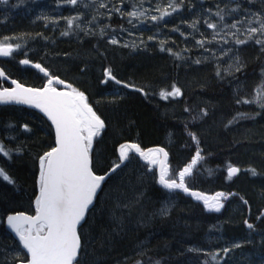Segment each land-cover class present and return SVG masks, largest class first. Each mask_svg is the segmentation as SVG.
I'll return each instance as SVG.
<instances>
[{
    "label": "rangeland",
    "instance_id": "374dc122",
    "mask_svg": "<svg viewBox=\"0 0 264 264\" xmlns=\"http://www.w3.org/2000/svg\"><path fill=\"white\" fill-rule=\"evenodd\" d=\"M102 2L106 7L99 8L98 3L92 5L91 0H83V3L76 6L64 3V0H8V4H0V39L14 38L9 39L8 42L13 47L16 44L21 45L9 60H2V64L10 67L12 74L19 79L33 84L38 80L39 74H32L27 69L29 68L27 65H21L20 60L29 59L35 62L38 58L42 59L41 63L53 74L68 79L87 94L90 103L108 123V136L96 145L93 155V168L97 173L100 169L104 168V171L117 163L116 154L110 155L115 141L118 140L120 143L123 140H135L142 145L146 142L145 137L157 138V142L172 151L174 159L171 160V166L173 169H179L191 156L193 146L182 132L185 129L188 133L187 128L182 126L180 129L175 124L166 125L165 120L178 119V122H184L187 117L188 123L183 125H187L199 136L204 153H208V160L197 172L194 181L191 180L189 184L211 191L233 189L232 191L242 192L252 208H257L260 203L264 205V110L256 104L237 103L238 100L251 99L261 84L264 52H261L260 46L254 42L242 44L245 49L253 46L254 52L246 53V63L251 67L259 60L260 63L255 71L251 68L249 75L240 84L228 83L227 78L238 72L235 58L239 57V67L242 69L245 64L241 56L242 45L235 44L234 40L246 38L244 29L247 26L248 16L243 11H237L226 15L221 21L219 17L211 14L217 11L218 3L221 7L227 3L229 8H235L236 4L240 3L242 8L259 12L264 8V4L259 5L261 0H256L257 5L255 3L248 5L246 0L235 2L199 0L196 3L190 1L187 2L189 8L183 3L174 15L172 13L159 22H153L148 17L159 16L160 12L155 10L156 5L159 4L161 9L167 8L169 0H144L143 9H147V13L139 20H132V23L128 22L129 17L126 14L122 16L120 12L110 10L119 8L127 13L133 11L135 4V10L140 11L142 10L140 0H102ZM84 4H89V7H85ZM70 16H80L76 21L81 25L80 29L75 25L68 29L65 18ZM179 20L183 23L177 26ZM194 20L197 21L196 30L189 27ZM237 20H244L245 23L237 25L241 31L233 36L232 33L236 30L225 25H231ZM207 23H215L217 29L208 28ZM11 24H16L17 27L9 28L8 25ZM174 28L179 30L173 31ZM66 30L70 34L63 36L61 33ZM216 32H219V35H216ZM9 33L21 35L13 36ZM113 36L118 40L115 45L108 42ZM57 37L59 38L56 39ZM59 39L65 46L61 47L57 43ZM225 40L229 42L224 43ZM161 41L164 42L163 45ZM197 41H203L204 47L197 44ZM125 44L128 47H124ZM133 44L136 47H132ZM100 46L103 48L101 49ZM161 47L165 50L161 51ZM168 49H171V54ZM177 53L180 59H177L175 55ZM197 60L200 63H196ZM105 63L113 67L112 72L117 79L130 85L140 86L139 88L144 89L147 95L138 91L139 95H134L131 93L132 90L122 89L112 81L102 85L105 78L101 71ZM75 69L77 70L74 71ZM95 71L97 74H94ZM217 71L220 72L219 76ZM139 76L145 81L137 85L134 78L140 79ZM173 84L181 89V96L175 99L171 97L161 99L160 91L162 89L170 91ZM213 85L219 88H213ZM133 96L139 102L133 100ZM149 102L153 104L152 107ZM187 102L192 109L190 115L185 111V108L189 109ZM204 112L207 115H204ZM238 113L249 114L254 118L233 120ZM257 113L259 115H256ZM194 117L197 119H193ZM230 120H233L231 124L228 123ZM24 125H27L30 131H26ZM136 128L137 131H134ZM50 140L52 141L50 127L36 113L12 107L0 108V144L9 151L7 156L0 153V169H3L14 181L8 183L0 177V212L3 216L9 210L21 209L27 213L31 212L38 153L44 149L46 143L49 144ZM229 166L240 169L237 177L228 179ZM145 168L137 159H131L106 187L100 196L101 204L91 213L90 222L80 230L83 250L80 264H116L109 259L110 254H114V250H119L122 240L132 234L131 231L129 234L126 233L125 220L131 221L128 228L142 232L146 229L144 242L137 244V241H140L138 235L130 236L136 241L132 244L135 250L131 252L135 254V258L140 257L145 249L146 251L149 249L154 254L147 258H138L144 260L142 264H154L157 260L160 264H204V261L215 264L211 260V254L216 252H220L218 257L220 264H231L232 256L237 254L239 248L232 249L226 256L220 251L225 246L232 245L226 240L224 220L229 219L231 215L229 220L234 222V217L244 213V205L235 202L220 216L206 215L199 206L179 194L159 192L154 186L155 177L149 175ZM248 169H255L257 175L252 176ZM245 172L248 173L245 175ZM128 179L137 181L133 183ZM117 185L118 190L114 191L113 188ZM150 191L154 194L151 195ZM105 207L106 210L111 209L108 213L110 227L106 230L105 224L102 223L104 217L101 214ZM164 209H167L166 214H162ZM121 214L123 218L119 221L118 215ZM201 226H204L205 232L199 235L200 246L205 249L208 244L210 245L205 252L209 257L202 255V260L197 258L194 262L179 259L174 255H165V252L168 253L166 250L181 251L185 247L199 246L198 242L193 246L190 242L184 241L186 238L191 242L196 241L197 230L201 229ZM97 230H100L99 234L102 233L99 235L100 244L95 233ZM4 239L5 236L0 234V242L7 243L5 248L2 245L4 251L11 257L17 255L19 253L17 245ZM157 241L163 243V246ZM247 241L251 243L252 239L248 236ZM101 243L107 245L102 246ZM239 243L245 244V242ZM213 244L219 245L213 247ZM257 244L258 246L252 250L254 253L249 254L248 257H259L261 264L264 259V244L261 240H258ZM97 250L102 252V256L98 257ZM11 257L6 260H11ZM3 261L4 255L0 250V264ZM246 263L243 261L241 264Z\"/></svg>",
    "mask_w": 264,
    "mask_h": 264
},
{
    "label": "snow or ice",
    "instance_id": "6c2138e0",
    "mask_svg": "<svg viewBox=\"0 0 264 264\" xmlns=\"http://www.w3.org/2000/svg\"><path fill=\"white\" fill-rule=\"evenodd\" d=\"M144 0H140V8L136 11V5L133 4V11L124 13L119 8H113L110 11H117L120 14L129 17V23L132 20H139L145 16L147 9H143ZM231 2V0H229ZM248 4H253L256 0H246ZM64 3L76 6L83 3V0H64ZM98 3L99 8H104L106 5L102 0H91L92 5ZM184 0H169L167 8L161 9L160 5H156V11L160 12L159 16L151 15L148 17L153 22L164 20L165 17L177 12L183 6ZM0 4H8V0H0ZM264 4V0H261ZM89 7V4H84ZM217 11L211 13L219 17L221 21L226 15L243 11L247 16V26L244 29L246 38L241 40L236 38L234 43L237 45L254 42L260 46L261 52H264V8L259 12L252 11L250 8H242L240 3L236 4L235 8H229L226 3L223 7L218 3ZM80 16H70L65 18L68 29L74 25L77 29L81 28L79 23H76ZM95 19V17L93 18ZM92 23V21H88ZM244 20H237L231 25H225L236 31L232 33L236 36L241 30L237 27L238 24H244ZM197 21H193L189 27L196 30ZM257 25V26H253ZM135 27V25H133ZM207 27L217 29L215 23H207ZM179 30L178 28L172 29ZM63 36H68L69 31H63ZM101 34H104V29H101ZM183 34V33H181ZM219 35V32L215 33ZM10 37L0 39V57H9L17 49L21 47L16 44L15 47L9 43ZM152 39V37H149ZM110 44H117L118 40L113 36L108 41ZM225 40L224 43H228ZM163 41L161 44L163 45ZM201 47H204L203 41H197ZM128 47L127 44L123 45ZM132 47H136L135 44ZM165 49L161 47V51ZM171 54V49H168ZM177 59L181 57L175 54ZM237 71L240 70V59L235 58ZM20 63L29 65V59H22ZM196 63H200L199 60ZM32 67L38 69L46 77L47 83L43 88L24 87L16 80H12L11 84L14 87L0 86V104H25L39 109L51 121L55 129V146L49 151H46L39 157V177H38V195L35 199V215H26L19 213L7 216V226L12 233L19 239L20 245L26 251V256H20L17 253V258L20 264H79V255L82 248V236L78 231V227L82 228V221L86 222V214L89 211L90 205H93V200L97 195V190L101 188L102 182L106 180V175H98L94 172L90 153L93 149V141L95 137L100 136L101 131L105 128V121L97 115L93 108L89 105L85 93L78 91L70 84H66L63 80L52 76L49 71L38 63H33ZM231 67V65H230ZM104 80L102 83L114 81L118 85H123L125 88H132L135 91L147 95L144 89L130 85L116 78L110 68H105L103 71ZM220 72L217 71V76ZM0 77L7 79L3 71H0ZM63 84L65 91L57 90L54 85ZM181 89L175 84L171 86V90L162 89L159 93L161 99L169 97L175 99L181 96ZM237 103L256 104L257 107L264 110V70H262L261 84L255 90V95L251 99L238 100ZM185 111H189L185 108ZM207 115L206 112L203 113ZM256 115H259L257 113ZM240 118H254L245 113H238L233 120ZM193 119H197L194 117ZM233 120L228 123L231 124ZM26 131H30L27 125H24ZM192 141L197 144L195 154L191 161L186 164L178 173H171L168 167V153L164 148L149 149L147 152L142 151L135 143L123 144L119 148L120 163L128 159L129 151H135L147 161L149 165H159L158 183L169 192L181 191L198 201H202L204 208L209 212H220L224 207L221 199H227L229 195L223 192H218L214 196H206L200 192L193 191L190 188L188 178L193 177L197 164L204 159L202 150L199 147V140L195 133H188ZM0 153L5 156L9 155V151L5 149L3 144H0ZM117 163L111 171H115L120 167ZM252 176L257 175L255 169H248ZM239 169L229 166L227 170L228 179L237 175ZM0 177L8 183L14 181L0 169ZM247 204V201H244ZM167 209L162 210V214H166ZM264 218V211L257 217L258 220ZM245 226L254 230V225L247 219L244 221ZM241 243L235 242L231 247L225 246L222 251L225 256L234 248H240ZM189 252H201L199 248H189ZM143 254V253H141ZM208 255V253H205ZM220 252L211 254V260L215 264H220L218 257ZM136 264H142V261L137 260ZM154 264H160V261H155ZM208 264V261H204ZM261 264H264L262 259Z\"/></svg>",
    "mask_w": 264,
    "mask_h": 264
},
{
    "label": "bare ground",
    "instance_id": "6f19581e",
    "mask_svg": "<svg viewBox=\"0 0 264 264\" xmlns=\"http://www.w3.org/2000/svg\"><path fill=\"white\" fill-rule=\"evenodd\" d=\"M255 4L257 5V3L255 2ZM249 5V4H248ZM180 23H183V21L182 20H179L177 23H176V25L177 24H180ZM177 26H179V25H177ZM176 26V27H177ZM198 26V25H197ZM183 28V27H182ZM200 29V28H199ZM47 31V30H46ZM50 31V30H49ZM181 31V30H180ZM38 32V31H37ZM45 32V31H44ZM184 32V31H183ZM193 32V31H192ZM196 32V31H195ZM202 32H203V30H202ZM51 33V32H50ZM178 32H176V34H177ZM44 34V33H43ZM195 34V33H194ZM178 35V34H177ZM44 36V35H43ZM98 36V35H97ZM37 38H39V37H37ZM51 38V37H50ZM49 38V39H50ZM59 38V37H58ZM52 39V38H51ZM181 39V38H180ZM188 39V38H187ZM56 40V39H55ZM87 40V39H86ZM94 40V39H93ZM39 41V40H38ZM102 41V40H101ZM193 41V40H192ZM29 42V41H28ZM88 42V41H87ZM89 42H90V40H89ZM92 42V41H91ZM178 44V43H177ZM190 44V43H189ZM85 45V44H84ZM88 45V44H87ZM181 46V45H180ZM85 47H86V45H85ZM91 47H92V45H91ZM101 47V46H100ZM253 46H251V47H249V48H247V49H249V50H251V52H254L252 49ZM88 48V47H87ZM103 47H101V49H102ZM90 49V48H89ZM92 49V48H91ZM90 49V50H91ZM256 49V48H255ZM84 50V49H83ZM98 51V50H97ZM253 54V53H252ZM96 56V55H95ZM128 56V55H127ZM258 56H259V54H258ZM88 58V57H87ZM96 58V57H95ZM130 58V57H129ZM99 59V58H98ZM98 59H97V61H98ZM125 59V58H124ZM130 59H132V58H130ZM134 59V58H133ZM38 60H40V61H38ZM38 60H36L35 61V63H38V64H40L41 66H43V67H45L42 63H41V60L42 59H39L38 58ZM94 60V59H93ZM96 60V59H95ZM135 60V59H134ZM137 60V59H136ZM11 61V60H10ZM87 61V60H86ZM92 61V60H91ZM100 61V60H99ZM127 61V60H126ZM133 61V60H132ZM132 61H131V63H132ZM138 61H140V60H138ZM147 61V60H146ZM257 61H258V59H257ZM33 62V61H32ZM121 62V61H120ZM123 62V61H122ZM130 62V61H129ZM125 63V62H124ZM128 63V62H127ZM138 63V62H137ZM182 63V62H181ZM83 64V63H82ZM90 64V63H89ZM135 64V63H134ZM147 64V63H146ZM188 64V63H187ZM14 65V64H13ZM84 65V64H83ZM95 65V64H94ZM115 65V64H114ZM119 65V68H120V64H118ZM137 65H139V64H137ZM85 66V65H84ZM98 66V65H97ZM101 66V65H100ZM131 66V65H130ZM145 66V65H144ZM114 67H117V66H114ZM258 67V63H256L254 66H253V71H255L256 70V68ZM46 68V67H45ZM105 68H110L112 71H113V67L110 65V64H108V63H105L104 64V66L102 67V71H101V73H102V75H103V71H104V69ZM134 68V67H133ZM145 68V67H144ZM17 69H18V67H17ZM93 69H95V68H93ZM115 69V68H114ZM118 69V68H117ZM135 69V68H134ZM142 69V68H141ZM5 70V69H4ZM139 70V69H138ZM11 71V70H10ZM49 71H51V70H49ZM93 71V70H92ZM129 71H131V70H129ZM16 72V71H15ZM14 72V73H15ZM52 72V71H51ZM97 71H95L94 72V74L96 73ZM100 72V71H99ZM89 73H90V71H89ZM92 74V73H91ZM97 74V73H96ZM99 74V73H98ZM129 74V73H128ZM139 74V73H138ZM131 75V74H130ZM133 75V74H132ZM15 76V75H14ZM20 76V75H19ZM92 76V75H91ZM94 76V75H93ZM97 77V79H98V76H96ZM96 77H95V79H96ZM100 77V76H99ZM132 77V76H131ZM138 77V76H137ZM91 78V77H90ZM139 78H140V76H139ZM14 79V78H13ZM19 79V78H18ZM100 79V78H99ZM135 79V80H134ZM132 78V80H134V82H136L135 84H137V85H140V84H142V83H144V81L145 80H141V78L140 79H136V78ZM143 79V78H142ZM62 80L64 81V82H66V83H68L69 82V80L68 79H66V78H63L62 77ZM32 82V81H31ZM36 82V81H35ZM97 82H98V80H97ZM7 83H8V81H7ZM29 83V82H28ZM69 83H71V82H69ZM149 83V82H148ZM150 84H152V83H150ZM154 84V83H153ZM145 85V84H144ZM96 86V85H95ZM150 86V85H149ZM136 87H140V86H136ZM130 89H132V88H130ZM99 91V90H98ZM104 91V90H103ZM101 92V91H100ZM97 94V93H96ZM98 95V94H97ZM101 95V94H100ZM229 97V96H228ZM102 98V97H101ZM214 98V97H213ZM98 99V98H97ZM100 99V98H99ZM223 99H225L224 97H223ZM231 99V98H230ZM230 99H229V101H230ZM101 100V99H100ZM134 100V99H133ZM99 101V100H98ZM219 101H220V99H219ZM224 102V101H223ZM135 103V102H134ZM219 103V102H218ZM229 104H230V102H228ZM226 104V103H225ZM104 105V104H103ZM131 105V104H130ZM135 106V105H134ZM119 107H121V106H119ZM133 109H134V107H133ZM128 113V112H127ZM141 113V112H140ZM12 114V113H11ZM9 116V115H8ZM128 116V115H127ZM103 119H104V117L103 116H101ZM121 117V116H120ZM135 120V119H134ZM168 120V119H167ZM131 121H133V118H132V120ZM140 121V120H139ZM169 121H171V122H177L178 121V119H174V120H170L169 119ZM146 122V121H145ZM105 123H106V128H107V122L105 121ZM134 123V122H133ZM106 128H105V131H104V133H103V135L100 137V139L97 141V143H96V145L99 143V141L101 140L102 141V139L104 138V135H105V133L107 132L106 131ZM131 129V128H130ZM134 131H137V128L134 130ZM131 132L133 133V130L131 129ZM143 133V132H142ZM144 134V133H143ZM156 140V141H155ZM157 138H154V139H152V141H151V143H146L145 142V146L147 145V146H159V147H162V148H164V149H166V147L165 146H163V145H161V143L160 142H157ZM119 142H117L116 144H115V147H114V150L116 151V147H117V144H118ZM164 143V142H163ZM144 144V143H143ZM122 145V144H121ZM120 146V145H119ZM118 146V147H119ZM95 148H96V146H95ZM204 152V151H203ZM116 158H117V156H116ZM117 163H119V159L117 158ZM116 163V164H117ZM115 164V165H116ZM115 165H113L111 168L109 167V168H107L106 170H101L99 173H101L102 171V173H106V172H108L110 169H112ZM126 166V165H125ZM124 166V167H125ZM123 167V168H124ZM234 167H236V166H234ZM122 168V169H123ZM238 168V167H237ZM121 169V170H122ZM239 169V168H238ZM259 169V168H258ZM240 170V169H239ZM262 170V169H261ZM119 172H120V170H118L117 172H115L114 174H112L110 177H109V179L106 181V183L108 182V181H110L113 177H116L118 174H119ZM239 173V172H238ZM248 172H245V175L247 174ZM220 174V173H219ZM228 175V174H227ZM238 175V174H237ZM236 175V176H237ZM235 176V177H236ZM27 177V176H26ZM264 177V176H263ZM221 178V177H220ZM220 178H219V180H220ZM232 178H234V177H232ZM223 180V179H222ZM254 180V179H253ZM260 180V179H259ZM206 181V180H205ZM216 181V180H215ZM105 183V184H106ZM223 183V182H222ZM262 183V182H261ZM104 184V185H105ZM253 184V183H252ZM156 185H157V187H159L158 186V184H157V182H156ZM199 185V184H198ZM193 185H191L190 184V188H191V190L193 189ZM103 188H104V186H103ZM258 190V189H257ZM3 191V190H2ZM2 193V192H1ZM151 193V195H153L154 194V192L153 191H151L150 192ZM257 193V192H256ZM3 197V196H2ZM154 197V196H153ZM4 201V200H3ZM156 202V201H155ZM261 204V203H260ZM260 204H258L256 207H257V210H260L261 209V205ZM158 207V206H157ZM160 207V206H159ZM253 207V206H252ZM243 214V215H242ZM239 213L238 214V216H236V217H234V219H235V221L233 222V221H231V220H229L230 219V217H231V215H230V217H229V219H226V220H224V228L226 229V232H227V242H229V244L231 243V244H233V243H235V242H245V244H243V245H241V247L239 248V250H238V252H237V254H235V257L236 258H242V259H244L245 260V262H247L246 264H259L260 262H259V257L257 258V256H253V257H248V255L249 254H252V253H254L252 250H254L255 249V247L256 246H258V244H257V241H258V239L259 238H262L263 236H264V234L261 232V231H256L255 233L252 231H250V229H248L246 226H245V224H244V222L243 221H245V214L244 213ZM225 215H226V213H225ZM228 215V214H227ZM234 215H235V213H234ZM226 217V216H225ZM244 218V219H243ZM211 219V218H210ZM101 220V219H100ZM99 220V221H100ZM103 220V219H102ZM210 221V220H209ZM242 222V223H241ZM250 222V221H249ZM96 227V226H95ZM222 227V226H221ZM242 231V233H241V231ZM200 231H202L201 229H198L197 230V236H198V238L200 239L201 237H199V235H200ZM95 235V234H94ZM226 235V234H225ZM155 236V235H154ZM250 237L251 239H252V242L250 243V242H248L247 241V237ZM98 238V237H97ZM153 238H155V237H153ZM159 238V237H158ZM215 238V237H214ZM264 238V237H263ZM189 238H186L185 239V241H188V242H190L193 246L194 245H196L197 244V242L196 241H193V242H191L190 241V239L188 240ZM199 239H197L198 240V243H199V249H201L202 251L201 252H199V253H197V252H192V253H190L189 254V258H187L186 256H185V254L182 252V251H180V250H178V251H170V250H166L168 253H166L165 252V255L167 254V255H174V256H177L179 259H183V258H187V260H192V261H194V262H196V260H197V258H200L201 260H202V255L203 254H205V252L207 251V249L209 248L208 246L205 248V249H202L201 248V242L199 241ZM153 241V240H152ZM111 242V241H110ZM218 242V241H217ZM153 243H154V241H153ZM157 243L160 245V246H163V243H160V242H158L157 241ZM219 243H220V241H219ZM264 244V243H263ZM219 244H216V245H214L213 244V247L214 246H218ZM133 247V246H132ZM171 247V246H170ZM228 247H231V245H229ZM118 248V247H117ZM128 248H129V246H128ZM176 248V247H175ZM261 248V247H260ZM263 248H264V246H263ZM189 248H184V250H188ZM133 250H135V248L134 249H130L128 252L127 251H125V252H119L120 250H114V254H110V259H112L113 260V262L114 263H116V264H128V263H131V262H133L134 260H135V254H131V252H133ZM94 251V250H93ZM98 251V250H97ZM102 251V250H101ZM105 251V250H104ZM165 251V250H164ZM256 252V251H255ZM260 252V251H259ZM105 253V252H104ZM257 253V252H256ZM107 254V253H106ZM261 254V253H260ZM263 255V254H262ZM261 256V255H260ZM138 258H140V257H136V259H138ZM105 259V258H104ZM123 260H126V261H123ZM106 262V261H105ZM109 262V261H108ZM112 262V263H113ZM196 264V263H195ZM231 264H237V260L235 259V258H232V261H231Z\"/></svg>",
    "mask_w": 264,
    "mask_h": 264
},
{
    "label": "trees",
    "instance_id": "16d2710c",
    "mask_svg": "<svg viewBox=\"0 0 264 264\" xmlns=\"http://www.w3.org/2000/svg\"><path fill=\"white\" fill-rule=\"evenodd\" d=\"M193 12V11H192ZM173 15H174V13H173ZM9 26V28H14V26H16L17 27V25L16 24H11V25H8ZM12 30H14V29H11V31ZM10 35H13V36H16V35H21V34H16V33H9ZM56 39H58V37L56 38ZM59 45H61V47L62 46H65V45H63V43H62V41H61V39H59L58 40V42H57ZM64 48V47H63ZM242 49V51H243V54L241 55L243 58H244V61H245V64L243 65V69L239 72V73H236L235 74V76L233 77V81L234 80H237L238 82H234V83H232V84H240L241 83V81L244 79V78H246L248 75H249V72H250V70H251V68H253V67H251V65L250 64H248V63H246V61H247V56H246V53L247 54H250L251 53V50H249V49H245V48H243V46L241 47ZM62 49V48H61ZM242 53V52H241ZM38 60V59H37ZM248 60H250V59H248ZM38 61H40V60H38ZM258 63H260V60L258 61ZM77 69H75L74 71H76ZM253 71V70H252ZM251 71V72H252ZM214 87H217V86H215V85H213V88ZM217 88H219V87H217ZM190 96V95H189ZM133 99L134 100H136V98H134L133 97ZM131 100V99H130ZM137 101V100H136ZM146 102H147V100H146ZM149 105L152 107L153 106V104L151 103V102H149ZM186 105L187 106H189V111H187L186 113L188 114V115H190L191 114V112H192V109H191V107H190V104L187 102L186 103ZM105 118V117H104ZM187 117L185 118V121L184 122H181V121H177V122H171V121H169V120H165V123H166V125H171V124H175L176 126H178L180 129H182V126L184 127V128H187L188 129V133H189V130H190V128L189 127H187V125H183V124H187L188 122H187ZM104 121H106L105 119H104ZM107 122V121H106ZM107 125H108V123H107ZM106 135H104L105 137L104 138H106L108 135H107V133H108V129L106 128ZM178 131V130H177ZM52 134V133H51ZM33 135H35L36 136V134H32V136ZM198 137V140H199V144L201 143V141H200V138H199V136H197ZM35 138V137H34ZM145 139H146V143H151V141H152V139H154V138H152V137H150V138H147V137H145ZM143 140V139H142ZM98 141V140H97ZM101 141V140H100ZM99 141V142H100ZM117 142H119L118 140L117 141H115L114 142V146H113V148H112V150H110V155H112L113 154V152H114V147H115V144L117 143ZM50 144V145H49ZM49 144H45V147H44V149L43 150H41L38 154H39V156L40 155H42L43 153H45L46 151H49L53 146H54V139H53V135H52V141L50 140L49 141ZM192 144L193 145H197L196 143H194L193 141H192ZM48 145L51 147H49L48 148ZM31 148H32V146H31ZM212 155H215V153H212V152H210ZM91 155L93 156L94 155V151H93V153L91 152ZM205 156H206V158H208L207 156H208V153H205ZM104 169V168H103ZM103 169H100V171L101 170H103ZM171 173H178V169H173L172 168V170H171ZM38 177H39V172L37 171V174H35V178H34V191H33V196H32V199H31V201H32V204H31V212H29V213H33L34 211H35V199H36V196L38 195V184H37V181H38ZM116 177H113L110 181H108L105 185H104V188H103V190H102V193L100 194V196L103 194V192L105 191V189H106V187H108V185L111 183V181H113L114 179H115ZM129 181H131V182H136L137 180H135V179H128ZM153 186V185H152ZM155 186V185H154ZM159 186V185H158ZM140 188H142L141 186H140ZM155 188L159 191V188L162 190V191H164V189H162L160 186H159V188L158 187H156L155 186ZM114 191L115 190H118V185L117 186H115L114 188ZM142 190H143V188H142ZM143 192H144V194H146V191H144L143 190ZM151 192V191H150ZM100 196H98V198H97V201H96V204H95V207L89 212V215H88V218H87V220H86V222L82 225V228H84L89 222H90V220H91V213L92 212H95V209H97L98 208V206L101 204V202H102V200H101V197ZM142 196H143V194H142ZM184 199H187V200H189V201H191V199L190 198H188L187 196H184L183 197ZM143 200V199H142ZM143 202V201H142ZM143 203H145V201L143 202ZM146 205V204H145ZM199 207H200V205H198ZM104 210H103V212L101 213L102 215H103V217H104V219L102 220V223L103 224H105V230L108 228L109 229V225H108V223H110L109 221H108V213L111 211V209H108V210H106L107 209V207H105V208H103ZM15 211H22L21 209H16V210H9L7 213H6V215L8 214V213H11V212H15ZM5 215V216H6ZM5 216H3V213L2 212H0V234L1 235H4L5 236V239L4 240H7V241H11V243L13 242L14 243V245H17V247L19 248V254H20V256H26L27 254L21 249V247L18 245V243L11 237V235L5 230V228H4V217ZM119 217H118V219H119V221H120V218H123V214H121V215H118ZM127 223L125 224L126 226H125V230H126V233H128L129 234V231H131L132 232V234H129V235H127L126 236V238L124 239V240H122V243H120V247H119V252H125V251H129L130 249L132 250V249H134L133 247H132V244H134L136 241H134V239H132V238H130V236L131 235H138V238H139V240L140 241H137V244L138 243H140V242H144L145 241V237H146V229H144V231L142 232L141 230H133L131 227L130 228H128V225H130V223H131V221L130 220H125ZM128 221H129V223H128ZM167 224V223H166ZM127 227V228H126ZM82 228H80V230L82 229ZM99 231L100 230H97V231H95V233H96V237H97V235H98V239H99V235L100 234H102V233H100L99 234ZM123 235V234H122ZM126 235V234H125ZM169 238V237H168ZM6 242V241H5ZM99 244H100V239H99ZM102 244V246H106L107 244L106 243H101ZM2 245H3V248H5V246L7 247V243H1L0 242V250L2 251V253H3V255H4V261L1 263V264H5V262H6V264H17V263H19L20 261H19V259L17 258V255H15V256H13V257H11L6 251H4V249L2 248ZM128 246H129V248H128ZM97 249V248H96ZM143 254H141V256H140V258H147V257H149L150 255H154V254H152V252L148 249L147 251H146V249L142 252ZM97 254H98V257H100V256H102V252H99V251H97ZM82 255H83V250L81 251V253H80V256H79V264H80V262H81V259H82ZM10 257H11V260H9V261H7L6 259H10ZM110 257V256H109ZM110 259V258H109ZM137 260H140V261H144L143 259H136L135 258V262L137 261ZM123 261H126V260H123ZM129 264V263H128Z\"/></svg>",
    "mask_w": 264,
    "mask_h": 264
},
{
    "label": "flooded vegetation",
    "instance_id": "af4514ba",
    "mask_svg": "<svg viewBox=\"0 0 264 264\" xmlns=\"http://www.w3.org/2000/svg\"><path fill=\"white\" fill-rule=\"evenodd\" d=\"M190 1H193V2H198L199 0H184V3H185V5H186V8L188 7L189 8V6H188V4H187V2H190ZM238 1V0H237ZM259 5H261V3L259 4ZM185 8V9H186ZM194 11V10H193ZM242 46H244V45H242ZM245 47V46H244ZM11 58V57H10ZM10 58H6V59H2V58H0V68L5 72V74H6V76L8 77V78H10V79H17V80H19L21 83H23V84H25V85H27V86H32V87H36V88H43L45 85H46V83H47V80H48V77H46L45 75L44 76H41V75H38V80L36 81V82H34L33 84H28L27 82H25V81H23V79H18L19 77L18 76H14V74H12V72L10 71V67H5L3 64H2V60H9ZM5 69V70H4ZM32 74H35L36 72L34 71V70H32V69H29V68H27ZM46 69H48V68H46ZM48 70H50V69H48ZM242 69H241V67H240V70L237 72V73H239L240 71H241ZM36 75V74H35ZM104 76V75H103ZM235 76V74H233L232 76H229V78H227L228 79V83H234V82H238L237 80H234L233 81V77ZM112 82H114V81H112ZM105 83H102V85H104ZM0 86H2V87H11V84H9V83H7V81L6 80H2L1 78H0ZM122 89L123 88H125V87H123V85L121 84V85H119ZM57 87V86H56ZM58 89H60L59 87H57ZM129 90H132V92L131 93H133L134 95L136 94V95H139L138 94V92L137 91H135V90H133V89H130V88H128ZM134 97V96H133ZM134 98H136V97H134ZM136 100L138 101V99L136 98ZM139 102V101H138ZM103 116V115H102ZM182 132L184 133V135L190 140V143L192 144V138H191V136L187 133V131L185 130V129H183L182 130ZM181 132V133H182ZM189 132H193L191 129L189 130ZM134 133V132H133ZM194 133V132H193ZM196 134V133H195ZM135 143V144H137L138 146H140L141 147V150L142 149H146V148H148V147H150V146H145V143L144 144H140V143H138V142H136L135 140H132V141H129V140H123V141H121L120 143H118L117 144V147H116V151H117V148H118V146L119 145H121V144H123V143ZM180 143H181V141H180ZM192 146H193V152H192V154H191V156L188 158V160L178 169V171L179 170H181L186 164H188L190 161H191V158H192V156L195 154V151H196V149H197V145H193L192 144ZM199 147H200V149L202 150V155H203V157H204V159L202 160V161H200L198 164H197V166H196V169H195V171H194V175H193V177H190V178H188V180H189V183H190V181L192 180V181H194V179L196 178V175H197V172L200 170V169H202V167L204 166V164H205V162L208 160V158H206V156H205V153L203 152L204 151V149L201 147V143L199 144ZM167 152H168V154H169V156H170V159H169V169H170V172H171V168H172V164H171V160L172 159H174V156H173V154L166 148L165 149ZM116 151L114 150V152H113V154H116ZM129 163V162H128ZM128 163L126 164V166L128 165ZM125 166V167H126ZM124 167V168H125ZM154 167V166H153ZM150 167L149 165H148V167H146L147 168V171L149 172L148 174L149 175H155L157 178H158V174H157V167ZM234 167V166H233ZM111 168V167H110ZM145 168V169H146ZM150 173H153V174H150ZM239 173H240V170H239ZM239 173H238V175H239ZM153 175V176H154ZM237 175V176H238ZM154 176V177H155ZM236 176V177H237ZM155 177V181L157 182V178ZM157 184H158V182H157ZM155 185V184H154ZM190 185V184H189ZM156 186V185H155ZM157 187V186H156ZM159 188V187H158ZM192 190H197V191H199V192H201L203 195H206V196H209V195H212V194H214L215 192H218V191H221V192H226V193H230V194H235V195H231L230 197H229V199L227 200V201H225V207L223 208V210L221 211V213H219L220 215H222L230 206H231V204L232 203H235V202H238V203H242L243 205H244V209H245V211H244V214H245V220L247 219L248 221H250V223H252L253 225H254V230H250L251 232L253 231L254 233L256 232V231H261L263 234H264V218H261L260 220H258L257 219V217L260 215V213L264 210V205L263 204H260L261 205V209L260 210H257V208H252L251 207V203L249 202V200L246 198V196L242 193V192H239V191H232L233 189H230V190H224V189H219V190H203V189H199V188H197V187H193V189ZM159 192H163L160 188H159ZM164 193V192H163ZM164 194H166V193H164ZM181 197H183L182 195H180ZM187 200V199H186ZM247 201V204H245L244 203V201ZM185 201V200H184ZM186 202V201H185ZM193 202L194 203H199V202H196V200H193ZM201 205H202V209H203V211L205 212V214L206 215H211V216H218V213L216 214V213H214V212H208L205 208H204V204H202L201 203ZM219 215V216H220ZM244 219V218H243ZM244 222V221H243ZM201 230L202 231H200V233H204L205 231H204V226H201ZM264 237V236H263ZM259 238L258 240H261L262 241V243H264V238ZM196 242H198V240L197 239H199L198 238V236H197V234H196ZM184 242H187V241H184ZM183 242V243H184ZM257 243H258V241H257ZM196 248H199V246H195ZM208 247L210 248V245L208 244ZM181 251L185 254V256L187 257V258H189V254L190 253H192V252H189L188 250H184V249H181ZM217 251V250H216ZM215 252V251H214ZM204 256H208V255H205V254H203ZM209 257V256H208ZM187 258H183V259H186L187 260ZM232 258H235L236 260H237V264H241L243 261L245 262V260L244 259H242V258H236L235 257V255H233L232 256Z\"/></svg>",
    "mask_w": 264,
    "mask_h": 264
},
{
    "label": "water",
    "instance_id": "95a60500",
    "mask_svg": "<svg viewBox=\"0 0 264 264\" xmlns=\"http://www.w3.org/2000/svg\"><path fill=\"white\" fill-rule=\"evenodd\" d=\"M0 71H3L1 68H0ZM4 72V71H3ZM42 73V72H41ZM6 75V74H5ZM55 77H57V76H55ZM2 80H6V81H8L10 84H11V79H9L8 77H7V79H4V78H2V77H0ZM57 78H59V77H57ZM59 79H61V78H59ZM62 80V79H61ZM18 82V81H17ZM19 83V82H18ZM66 83V82H65ZM21 84V83H20ZM66 84H69V83H66ZM12 85V84H11ZM23 85V84H22ZM24 87H29V86H26V85H23ZM58 86H60V87H63L64 88V85L63 84H60V85H58ZM11 87H14V85H12ZM33 88V87H32ZM57 90H59V91H65V89H57ZM9 105H14V106H23V107H27V108H31V109H33V110H35L37 113H39L44 119H46L47 120V122L49 123V125L51 126V128H52V131H53V134H54V142H55V129H54V127L52 126V124H51V121L50 120H48V118L39 110V109H37V108H34V107H31V106H29V105H25V104H16V103H10V104H0V106H9ZM105 129V128H104ZM104 129L101 131V134H100V136H98V137H95L94 138V141H93V145H94V143H95V141L96 140H98L101 136H102V133H103V131H104ZM123 144H130V143H123ZM122 144V145H123ZM121 146V145H120ZM120 146L117 148V156H118V159H119V163H120V155H119V148H120ZM154 148H162V147H159V146H151V147H148V148H146V149H144V150H142V151H145V152H147L149 149H154ZM165 150V149H164ZM166 151V150H165ZM167 152V151H166ZM131 153H133L135 156H137L142 162H144V163H146V164H148L147 163V161L145 160V159H143L140 155H139V153H137V152H135V151H129V154H131ZM168 153V152H167ZM128 154V155H129ZM90 158H91V154H90ZM169 159H170V156H169V154H168V160H167V163H169ZM127 160V159H126ZM126 160L123 162V163H120V167H118V168H116L115 169V171L113 172V171H111V169L108 171V172H106V173H103V174H98V175H106V174H108V173H110V175H106V180L104 181V182H102V184H101V188L100 189H98L97 190V195H96V197L94 198V200H93V205H94V203H95V201H96V199H97V196H98V194H99V192L102 190V188H103V186H104V184H105V182L109 179V177L112 175V174H114L115 172H117L118 170H120L125 164H126ZM91 161H92V159H91ZM149 165V164H148ZM150 167H157V174H158V177H159V165L158 164H153V165H149ZM168 166H169V164H168ZM153 167V168H154ZM236 176V175H235ZM235 176H233V177H235ZM157 182H158V178H157ZM158 185L160 186V187H162L159 183H158ZM163 188V187H162ZM193 191H197V190H193ZM174 192H178V193H181V194H183V195H185V196H187V197H190L192 200H196V199H194L193 197H191V196H189V195H187V194H185V193H183V192H181V191H174ZM197 192H199V191H197ZM218 192H221V191H218ZM218 192H215L214 194H212V195H209V197H211V196H214L216 193H218ZM201 193V192H200ZM223 193H226V192H223ZM227 194V193H226ZM231 195H229L228 196V198L227 199H221V202L224 204V207H225V201H227L228 199H229V197H230ZM232 197V196H231ZM196 202H199L200 204L202 203L203 204V202L202 201H198V200H196ZM93 205H90V208H89V211H90V209L93 207ZM223 207V208H224ZM223 208L220 210V212L223 210ZM89 211L87 212V214H86V218H87V215H88V213H89ZM264 211V210H263ZM209 212V211H208ZM220 212H214V213H220ZM19 213H24V214H26V215H35V212L33 213V214H28V213H25V212H22V211H17V212H11V213H8L6 216H5V218H4V228L7 230V232L13 237V239L20 245V242H19V239L15 236V234L14 233H12L11 232V230L8 228V226H7V216L8 215H15V214H19ZM84 222L82 221V224H83ZM80 227H78V229H79ZM20 247H21V249L26 253V251L23 249V247L20 245ZM81 251V250H80ZM27 254V253H26ZM17 264H20V262L19 263H17Z\"/></svg>",
    "mask_w": 264,
    "mask_h": 264
}]
</instances>
